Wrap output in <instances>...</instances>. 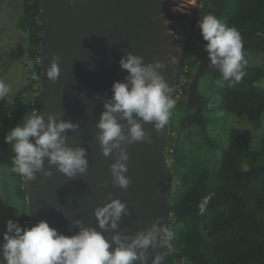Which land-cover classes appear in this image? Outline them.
<instances>
[{
    "label": "trees",
    "instance_id": "trees-1",
    "mask_svg": "<svg viewBox=\"0 0 264 264\" xmlns=\"http://www.w3.org/2000/svg\"><path fill=\"white\" fill-rule=\"evenodd\" d=\"M45 6L46 0H28L18 22L30 38L25 64L27 83L15 95L9 112L11 118L8 113L2 124L0 168H14V153L4 141L7 132L21 124L24 116L42 108L41 79L29 78L28 62L42 76ZM210 13L239 31L244 54L264 53V0H197L176 83L181 85L184 75L193 76L190 88L198 93L204 90L210 96L194 104L193 98L190 100L186 95L176 101V93L182 89V93H187L188 84L172 94L175 107L170 112L165 140L171 175L168 228L174 233L169 242L170 264H264V89L258 85L264 79V70L247 69L238 84L229 86L225 82L224 87L215 84L221 76L217 68L208 69L201 77L194 72L201 56L193 59L187 56L194 43L206 52L203 47L206 42L200 31L196 32V25L199 18ZM202 78L210 83L203 85ZM229 114L246 117L254 130H261L257 144L254 145L253 130L228 128ZM191 117L194 118L191 121L200 117L204 122L189 126L187 121ZM186 130L190 145L180 137ZM220 131L229 134L226 147L220 143ZM177 132L179 135H175ZM206 148L222 152L219 166L213 167L206 160ZM171 154L176 161H170ZM12 174L19 176L14 170ZM209 194L212 199L205 214L200 215L198 205ZM17 195L22 200L23 214L16 222L22 228L32 227L26 184H19Z\"/></svg>",
    "mask_w": 264,
    "mask_h": 264
},
{
    "label": "water",
    "instance_id": "water-1",
    "mask_svg": "<svg viewBox=\"0 0 264 264\" xmlns=\"http://www.w3.org/2000/svg\"><path fill=\"white\" fill-rule=\"evenodd\" d=\"M145 1L148 0H46L40 112L79 124L78 129L64 135L68 146L86 149L89 166L84 174L68 178L45 159L44 168H50L52 175L45 177L40 172L35 179L25 181L31 226L43 220L59 233L71 236L79 231L72 223L79 219L85 226L102 231L94 210L110 202L111 193V199L126 203L130 212L122 215L117 231L135 235L147 230L157 217L169 227L171 175L165 146L168 123L157 134L152 122L140 121L152 143L140 141L127 146L125 175L131 182L126 190L112 183L110 165L115 162L114 154L104 157L96 139L103 103L111 98L113 83L123 82L128 74L120 68L121 57L131 52L142 56L145 64L154 62L149 57L150 44L144 39L151 25L142 6ZM54 54L60 57L56 82L46 76ZM158 71L164 79H170L168 73ZM118 122L126 123L119 117ZM124 131L127 134V128ZM111 234L104 233L106 238ZM154 251L166 253L164 264H170L169 246L167 250L150 247L147 264H152Z\"/></svg>",
    "mask_w": 264,
    "mask_h": 264
},
{
    "label": "clouds",
    "instance_id": "clouds-1",
    "mask_svg": "<svg viewBox=\"0 0 264 264\" xmlns=\"http://www.w3.org/2000/svg\"><path fill=\"white\" fill-rule=\"evenodd\" d=\"M173 10L186 12V8L181 7L180 3ZM196 26L206 42L203 47L207 52L209 67L217 68L221 74L215 81L216 86L224 87L225 82L229 86L238 84L245 76L243 69L247 66L239 31L221 23L211 13L199 18ZM169 35L173 33L169 32ZM143 59L131 52L121 57L120 68L128 74L123 82L113 83V94L103 103L104 110L96 124V139L102 155L107 158L114 154L115 162L110 165L112 183L125 190L131 182L125 175L129 160L127 146L140 141L152 143L150 133L145 132L140 121L152 122L159 134L169 121L170 110L175 107V100L171 97L172 88L158 71L166 67L165 63L155 60L145 64ZM59 60L60 57L54 54L46 70V76L52 82H56L60 75ZM170 62L175 63L176 58L172 57ZM28 68L31 70V80L38 81L42 78L34 70L31 61L28 62ZM177 88L181 87L177 85ZM192 89L193 87L189 89L190 100L194 98ZM10 92V86L0 80V99L7 97ZM118 117L126 123L118 122ZM78 128V123L58 119L56 114H41L40 110L24 116L22 123L12 128L4 137L5 143L11 145L14 153L13 170L26 182L35 179L40 172L48 177L52 172L50 168H44L47 159L50 166H55L68 178L84 174L89 166L86 149L68 146L64 135L66 131ZM30 137L33 138L31 141ZM109 199L110 202L94 210L98 227L102 231L87 227L76 219L72 223L79 231L68 236L59 233L43 220L32 227L22 228L9 219L6 231L0 236V264H134L136 261L147 264L150 247L153 250L165 247L167 250L174 233L161 224L160 217L147 230L126 235L117 230L122 215H130L129 209L119 199H111V193ZM211 199L212 194L202 199L198 205L200 215L205 214ZM104 233L113 234L106 238ZM165 255L164 252L154 251L152 264H164Z\"/></svg>",
    "mask_w": 264,
    "mask_h": 264
},
{
    "label": "rangeland",
    "instance_id": "rangeland-1",
    "mask_svg": "<svg viewBox=\"0 0 264 264\" xmlns=\"http://www.w3.org/2000/svg\"><path fill=\"white\" fill-rule=\"evenodd\" d=\"M27 2L28 0H0V80H3L11 88L10 94L4 99H0V132L3 121L13 107L16 93L27 83L25 64L29 55L30 38L28 33L20 29L18 26V22L23 16L25 4ZM192 23L193 21H191L190 25H192ZM190 27L191 26H189V28ZM198 30L199 29L196 26V32ZM190 48L191 51L187 56L188 59H193L194 57H197V55L201 56V58H199V62L196 64V69L194 70V72L199 74V77H201L208 69L212 68L209 67L210 62L207 52L201 51L196 43L192 44ZM244 58L247 61V66L243 69L244 72L247 71V69L253 70L256 68H261L264 70V53L247 52L244 54ZM176 78L173 83L171 97L176 91L178 85V83L175 85ZM194 80L195 78H193V76L188 78L184 75L180 83L181 85L188 84L190 88ZM201 83L203 85H207L210 83V81H208L206 78H202ZM181 85H179V88ZM258 85L264 89V79H262ZM40 86L42 88V84ZM180 89H182V87ZM185 95L189 98V90L185 94L179 90L176 93V101H179V99H182ZM193 96L194 104L203 98H208L210 93H207L204 90H200V93H198L196 90H194ZM187 97L184 98L186 101ZM172 111L173 110H170V112ZM192 119L194 118L191 117L190 120L187 121L189 126H193L195 123L204 122L200 117L191 121ZM233 127L248 128L253 130L254 145L258 143L261 137V130H254L252 122L246 117H238L236 115L229 114L228 128ZM187 132L188 130L180 133V137L185 139L187 145H190L188 139L185 136V133ZM219 133L221 134L222 138L220 143H223L222 146L226 147L229 134L224 133V131H220ZM175 135H179L178 132ZM194 137L196 138V135ZM221 155V151L207 148L204 150V156L206 160L213 167L219 166ZM169 159L170 161L177 160L174 154H171ZM12 171L13 168H0V236H2V234L6 231V222L9 219H12L16 222L23 214L22 200L17 195V188L19 187V184L25 186L26 183L24 184L25 180L22 177L14 176Z\"/></svg>",
    "mask_w": 264,
    "mask_h": 264
},
{
    "label": "bare ground",
    "instance_id": "bare-ground-1",
    "mask_svg": "<svg viewBox=\"0 0 264 264\" xmlns=\"http://www.w3.org/2000/svg\"><path fill=\"white\" fill-rule=\"evenodd\" d=\"M197 0H148L142 3L145 11L149 15L147 21L151 25L147 26V35L144 36L150 44L149 51L151 59L160 60L166 67L160 69L170 75V79H165L171 88L176 78L180 66L182 51L186 36L195 11ZM180 3L186 8L185 13L174 11L173 9ZM170 21V23H167ZM169 32L173 35H169ZM172 57L176 58L175 63H171Z\"/></svg>",
    "mask_w": 264,
    "mask_h": 264
},
{
    "label": "flooded vegetation",
    "instance_id": "flooded-vegetation-1",
    "mask_svg": "<svg viewBox=\"0 0 264 264\" xmlns=\"http://www.w3.org/2000/svg\"><path fill=\"white\" fill-rule=\"evenodd\" d=\"M187 116H190V114H189V115H187Z\"/></svg>",
    "mask_w": 264,
    "mask_h": 264
}]
</instances>
